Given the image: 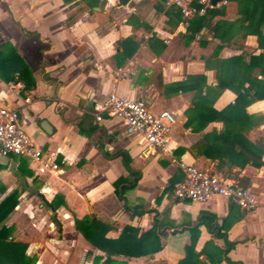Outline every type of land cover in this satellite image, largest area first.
Masks as SVG:
<instances>
[{"label":"crops","instance_id":"obj_1","mask_svg":"<svg viewBox=\"0 0 264 264\" xmlns=\"http://www.w3.org/2000/svg\"><path fill=\"white\" fill-rule=\"evenodd\" d=\"M242 11V3L231 0L223 18ZM192 17L181 16L162 0H0V47L12 46L35 83L33 89L17 91L15 82L0 79V104L18 110L35 146L58 165L56 173L36 175L28 159L0 156V201L12 190L20 192L4 225L12 227L10 239L27 244L25 253L34 255L36 264H93L95 255H103L74 229L73 218L84 215L110 224L106 236L111 238L126 225L139 229V235L154 219L162 221L159 251L111 256L112 264H177L190 241V228L205 213L218 224L225 218L226 239L233 243L229 260L264 264V152L258 168L240 166L244 159L238 153L241 145L247 153L253 151L259 139L264 145V98L225 109L239 91L246 99L264 92L261 67L249 63L250 56L264 54V49L255 35L234 36L221 44L207 32V23L192 33ZM234 57L240 60H228ZM125 66L130 73L117 76ZM218 80L224 88L216 95ZM111 87L121 96L144 99L153 113L164 109L174 114L169 154L144 148L118 118L92 119L97 129L90 139L78 133L79 117L91 115L92 104ZM187 119L193 129L184 126ZM42 121L50 133L43 131ZM179 160L236 176L255 194L256 208L243 212L220 196L204 203L174 198L172 189L182 178ZM11 163L19 174L18 168L28 173L20 175L28 188L36 189L34 194L8 170ZM118 178H123L128 210L114 194L112 182ZM36 181L39 188L33 187ZM55 195L64 205L52 210ZM133 210L144 212L131 214ZM198 232L194 249L205 248L214 264H228L213 253V246L224 247L223 239L214 237L204 222ZM199 259L206 261L204 254Z\"/></svg>","mask_w":264,"mask_h":264},{"label":"trees","instance_id":"obj_2","mask_svg":"<svg viewBox=\"0 0 264 264\" xmlns=\"http://www.w3.org/2000/svg\"><path fill=\"white\" fill-rule=\"evenodd\" d=\"M121 1L124 2L126 0ZM240 3L243 5V11L241 13H236L229 19L223 18L225 15L224 8L209 10L202 15L193 16L192 18L196 19V28H193L191 32H198L204 27L205 23H207V32L213 38L218 39L221 44L228 43L234 36L244 38L246 35H255L258 47L264 49V0H241ZM215 17H219V19L213 21ZM22 31H24L25 34H31L23 29ZM228 60H230V62L238 61L240 60V57H234ZM263 60L264 54L261 52L249 57V63L260 66L261 72L264 74V67L261 66ZM220 62H222V60ZM0 79L4 82L19 81L23 84L24 88L28 90L33 89L35 85L30 68L10 44H5L0 47ZM223 88L224 85L218 80L216 95ZM204 98L205 97H201L202 100H204ZM261 98H264V92H256L254 97L246 99L245 94L239 91L236 94L234 102L225 109L231 110L237 109L241 106L244 107L251 101ZM192 104L194 107H197V101H194ZM209 104H211V101L208 105ZM92 119L93 117L90 114L84 113L79 117V120L76 123L78 133L87 139H90L91 134L97 129V126L92 124ZM184 126L191 127V121L187 119ZM191 128L193 129V127ZM246 151V147L241 145L238 153L239 157L244 159V162L240 164V166L249 163L258 168L262 164L261 156L264 152L262 140L259 139L255 141L253 144V151H249L248 153ZM123 159L129 172L134 174V172L129 169V159L126 157ZM18 171L22 176L28 175V173L21 168H18ZM224 175L235 178L238 185L245 187L236 176L231 175L230 173H225ZM122 182L123 178H118L112 182V186L117 199L122 202V208L128 210L125 198L122 194V191L124 190ZM21 190H23V188H21ZM19 194L20 192L18 190H12L0 201V264H36L35 256H28L25 253L27 244L20 241H14L13 238L10 239L9 237H11L12 227L4 225V221L13 211L18 202ZM28 194H34V192L30 191ZM57 200H59V202H57ZM59 203L64 205L62 197L60 195H55L50 201L49 206L54 210ZM229 204L235 206L232 203ZM143 212L144 211L133 210L131 214L140 215ZM241 214H239V216H241ZM201 222H204L208 231L214 237L223 239L224 247L220 249L213 246V253L219 254V259H223L228 264H243L240 261H232L226 257V254L228 250L232 248L233 243L226 239L225 230L228 225L225 223V218L221 220L220 224H218L217 218L214 215L207 213L201 214L197 222L190 228V241L188 244L184 245V255L177 264H214L216 259H214L213 255L207 254L205 248H201L198 251L194 249L199 233L198 226ZM162 225V221L154 219L152 226L149 229L142 231L139 235V229L126 225L120 230L116 237L111 238L106 236L107 232L112 228L110 224L103 222L92 215L73 218L75 231L78 232L94 249L103 253L102 256L95 255L93 257V264H99L102 257V264H112L113 260L111 259V256L123 255L126 257H139L151 255L159 251L162 248L160 242V236L163 234ZM201 254L205 255L206 261H201L199 259Z\"/></svg>","mask_w":264,"mask_h":264},{"label":"built area","instance_id":"obj_3","mask_svg":"<svg viewBox=\"0 0 264 264\" xmlns=\"http://www.w3.org/2000/svg\"><path fill=\"white\" fill-rule=\"evenodd\" d=\"M166 7L176 8L181 16L202 15L209 10L225 8L230 0H162ZM128 67L118 69L117 76L126 77ZM17 91L23 90L21 82L12 85ZM24 102H28L25 98ZM95 122L105 118H118L127 133L137 135L144 148L165 156L170 153L169 136L174 124V114L168 110L151 112L142 98H128L116 93L111 87L106 97L91 106ZM143 151V150H142ZM12 154L28 159L36 175L56 173L58 165L46 158L36 147L19 121L18 110L0 104V156ZM182 178L174 185L172 195L178 200L204 203L212 196H220L234 204L240 211L256 208L258 201L248 187L238 185L233 177L218 171L200 169L182 160L177 162Z\"/></svg>","mask_w":264,"mask_h":264},{"label":"water","instance_id":"obj_4","mask_svg":"<svg viewBox=\"0 0 264 264\" xmlns=\"http://www.w3.org/2000/svg\"><path fill=\"white\" fill-rule=\"evenodd\" d=\"M214 1H215V0H212V2H214ZM41 128H42L43 131L46 132V133H50V131H51V127L48 125V123H46V121H42V123H41ZM13 166H14V163H11V165H10V167H9L8 170H9L12 174L16 175V176L20 179V181H21L23 187H24L27 191H33V192H36V189H30V188H28V187L26 186L25 179H24V178H23V177H22V176H21L16 170H14ZM53 220H54L56 223H58L57 220H56V215H55V213H53Z\"/></svg>","mask_w":264,"mask_h":264},{"label":"rangeland","instance_id":"obj_5","mask_svg":"<svg viewBox=\"0 0 264 264\" xmlns=\"http://www.w3.org/2000/svg\"><path fill=\"white\" fill-rule=\"evenodd\" d=\"M231 1V0H230ZM235 1V3L237 4V3H240L241 2V0H234ZM17 183V182H16ZM40 181H36V182H34L33 183V187H35V188H39L40 187ZM50 220V217L48 216V218H47V220Z\"/></svg>","mask_w":264,"mask_h":264}]
</instances>
